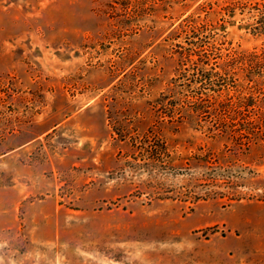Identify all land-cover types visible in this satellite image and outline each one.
<instances>
[{"label":"rangeland","instance_id":"obj_1","mask_svg":"<svg viewBox=\"0 0 264 264\" xmlns=\"http://www.w3.org/2000/svg\"><path fill=\"white\" fill-rule=\"evenodd\" d=\"M0 264H264V0H0Z\"/></svg>","mask_w":264,"mask_h":264},{"label":"trees","instance_id":"obj_2","mask_svg":"<svg viewBox=\"0 0 264 264\" xmlns=\"http://www.w3.org/2000/svg\"><path fill=\"white\" fill-rule=\"evenodd\" d=\"M199 62L203 63V64H206L205 61H202L198 60ZM253 64V63H251ZM214 71V68L211 67L209 70H204L202 67H200L198 64H196V67L194 69V73H193V82L195 84H198V86L196 87V90L198 91H201L200 94L197 96L196 98V106L200 109V108H203L204 105L202 104V102L204 101H207L206 99H202V94L204 95L205 93L203 91L205 90H212V91H215L213 85H215L214 83V79L212 78H215L217 77L218 75V72H213ZM213 84V85H212ZM219 89L215 92H218ZM217 97L219 98L220 95L217 94L216 97L214 96H211L208 101L211 103L212 106H218L220 108H228L229 109V112H230V115H225V113H219L218 114V118L219 119H223L225 120L227 117H230L232 116L231 113L235 112V110H232V107L234 106L233 104H224L223 102H220L219 99H217ZM237 105V104H236Z\"/></svg>","mask_w":264,"mask_h":264}]
</instances>
